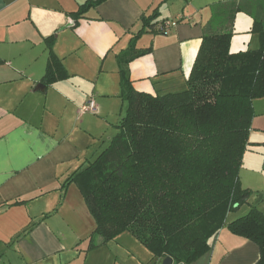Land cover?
Masks as SVG:
<instances>
[{
	"label": "crops",
	"instance_id": "0c3cea01",
	"mask_svg": "<svg viewBox=\"0 0 264 264\" xmlns=\"http://www.w3.org/2000/svg\"><path fill=\"white\" fill-rule=\"evenodd\" d=\"M87 1L95 0H0V32L8 41L40 48L29 70L17 67L13 76L0 78V264H121L130 253L127 239H121L126 232L105 244L99 238L89 249L95 222L76 185L67 183L117 133L124 106L120 70L137 91L179 92L204 36L231 32L230 52L237 53L257 49L252 27L264 26V0H105L75 23L70 14ZM150 16L156 17L154 27L141 33L142 19ZM165 21L175 25L159 32ZM48 37L67 77L44 86ZM132 46L144 53L120 65L117 56ZM5 63L0 57V65ZM90 100L96 111L80 115ZM252 107L239 172L250 198L238 211L253 206L264 214V199H251L254 191L264 193V97L254 99ZM257 163L258 168L251 166ZM246 164L250 169L242 175ZM31 224V231L17 238ZM146 252L136 264H153ZM258 259L254 242L224 227L209 251L190 264H256Z\"/></svg>",
	"mask_w": 264,
	"mask_h": 264
},
{
	"label": "trees",
	"instance_id": "16d2710c",
	"mask_svg": "<svg viewBox=\"0 0 264 264\" xmlns=\"http://www.w3.org/2000/svg\"><path fill=\"white\" fill-rule=\"evenodd\" d=\"M105 0L87 1L70 16L75 23ZM155 16L142 19L153 28ZM252 32L259 47L230 52L231 32L202 39L186 88L164 95L137 91L120 70L126 113L109 145L67 183L78 188L95 222L92 235L105 244L130 233L152 256L190 264L209 251L222 229L254 242L256 264H264V214L248 212L226 222L228 214L249 204L250 191L239 172L249 145L252 101L264 97V26ZM47 62L42 85L67 77L45 39ZM133 46L117 56L120 65L141 56ZM33 224L18 236L28 234ZM97 245L92 238L89 249Z\"/></svg>",
	"mask_w": 264,
	"mask_h": 264
},
{
	"label": "rangeland",
	"instance_id": "374dc122",
	"mask_svg": "<svg viewBox=\"0 0 264 264\" xmlns=\"http://www.w3.org/2000/svg\"><path fill=\"white\" fill-rule=\"evenodd\" d=\"M215 34H221V33H215ZM210 35H213V34H210ZM7 38H10V37L7 34L0 32V57L6 60L5 64L0 65V78H3L5 76H13L14 70L17 67L18 68L24 67L29 70L30 63L34 62V58L39 55V51H40V48L38 46L34 47L33 45H29L26 42L25 43L24 42H11V41H8ZM42 48L43 46L41 47V49ZM121 113H122L121 116L123 117L126 113V104H124V106L122 107ZM261 154L262 155L264 154V150L261 151ZM251 166L258 168L259 165L257 163ZM249 169L250 168L248 164H246V166H244V168L242 169V175L243 173H246V171H248ZM251 199L254 200L255 202H261L264 199V193L254 191L252 193ZM244 207L243 208L241 207V209H244ZM246 213L247 212L239 213L238 210L235 212H232L228 214L226 218V222L233 221L236 218L245 215ZM98 239H99L98 236H94L93 242L99 241ZM121 239H124V240L127 239L128 242L125 241L124 246L130 250L129 255L127 254L126 258L123 261L124 264H136L139 259L140 260L146 259L145 254L147 252L145 248L139 242H136L135 239L131 236V234L126 232V234H124ZM100 251L101 253L105 255L107 253H110L108 252V250L104 248H102V250ZM109 255L111 256L110 261L115 260L113 254L111 255L110 253ZM123 262L121 260V264ZM117 263L119 264V261Z\"/></svg>",
	"mask_w": 264,
	"mask_h": 264
},
{
	"label": "built area",
	"instance_id": "2783aa9c",
	"mask_svg": "<svg viewBox=\"0 0 264 264\" xmlns=\"http://www.w3.org/2000/svg\"><path fill=\"white\" fill-rule=\"evenodd\" d=\"M175 25V22L165 21L159 27V32H166L170 26ZM96 111V106L93 100L88 101L82 105L79 109V114L94 113Z\"/></svg>",
	"mask_w": 264,
	"mask_h": 264
},
{
	"label": "water",
	"instance_id": "95a60500",
	"mask_svg": "<svg viewBox=\"0 0 264 264\" xmlns=\"http://www.w3.org/2000/svg\"><path fill=\"white\" fill-rule=\"evenodd\" d=\"M38 86L39 87H37V88H41L42 87V85H38ZM157 264H174V261L170 257H163V258L159 259Z\"/></svg>",
	"mask_w": 264,
	"mask_h": 264
}]
</instances>
